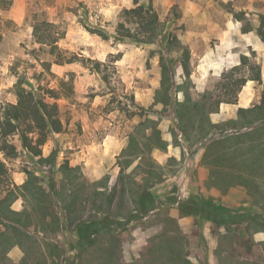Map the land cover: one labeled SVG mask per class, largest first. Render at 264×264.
I'll list each match as a JSON object with an SVG mask.
<instances>
[{"label": "rangeland", "instance_id": "1", "mask_svg": "<svg viewBox=\"0 0 264 264\" xmlns=\"http://www.w3.org/2000/svg\"><path fill=\"white\" fill-rule=\"evenodd\" d=\"M137 6L152 9L159 18L162 33L155 43H140L138 37L120 38L117 33L126 31V27H120L124 24L123 10ZM43 21L55 25L60 34L57 45L72 63L52 64L49 71L41 68L40 61L54 60L47 55V48L38 51L40 46L32 36L34 23ZM226 26L230 31L225 38H214ZM180 48L189 53L186 70L182 67L185 61ZM161 54L172 85L169 91L172 103L166 111H162L160 104L153 106L161 84ZM18 76L57 92L60 125L58 132L41 148L43 158L55 154L50 163L33 158L16 140L17 157L4 158L0 153L5 165L4 172L0 173V199L13 185H22L27 180L26 172H30L47 192L55 185L60 201L51 196L49 212L52 215L45 217L48 232L34 234L33 225L42 223L43 210L37 204L31 211L38 200H25L16 192V198L9 202L10 209L31 214L29 231L35 242L31 247H24L26 253L19 247L11 248L7 264H177L178 255L190 264H254L245 260L249 253L243 245L250 232L262 227L253 222L245 229L247 216L242 215L246 212L251 219L264 217V211L253 203L248 193L264 187V175L250 176L244 187L229 171L222 169L216 182L210 180V168L201 162L207 170L204 186L220 194L214 197L198 192L188 197L183 206H176L179 194L171 196L118 232L117 246L108 236L94 234L95 244L80 249L78 241L84 229L78 230V225L94 230L109 219L105 213H95L91 208L92 201L103 209L108 207L102 196L93 194L94 184L102 191L107 187L113 212L119 210L127 216L133 209L129 195L120 207L122 180L115 172L119 159L114 163L111 143H121L144 116L157 121V126L163 122L171 130L175 124L173 100L183 101L185 93L194 100L206 92L213 99L233 100V104L223 107V114L220 109L225 103L219 105L218 112L209 115L212 124L235 119L238 106L259 105L264 91V0H0V109L15 102L13 86ZM242 81L246 82L240 86ZM213 114V119L218 121L219 116L220 121L213 123L210 118ZM250 128L214 129L192 145L200 144L198 147L205 150L209 141ZM190 147L185 149L186 156L194 152ZM79 155L88 157L89 161L80 162ZM70 159L80 164L72 173H67L76 177L71 181L60 170L64 162L70 167ZM168 165L167 178L178 166L172 160ZM83 168L87 173L103 174L94 179L85 176ZM64 203L74 206L71 215L63 210ZM208 208L217 212L224 209L231 218L224 215L222 220ZM183 216L188 221L181 227L176 218ZM215 219L227 223L230 232L242 231L241 248L228 249L232 245L229 238L213 248L214 239L207 238L208 230L213 235L223 227ZM163 232H167V239L159 238ZM230 232L228 235L232 236ZM14 248L23 254L21 259L10 253Z\"/></svg>", "mask_w": 264, "mask_h": 264}, {"label": "trees", "instance_id": "2", "mask_svg": "<svg viewBox=\"0 0 264 264\" xmlns=\"http://www.w3.org/2000/svg\"><path fill=\"white\" fill-rule=\"evenodd\" d=\"M122 18L124 24H121L120 27H126V31L125 33L120 30L117 31L118 35L121 36L120 38L138 37L140 43L152 44L156 42L162 33V25L157 14L145 6L123 10ZM126 23H128L127 26ZM32 28L34 43L40 46L38 51L47 48V55L54 58L52 62L40 61L39 64L43 70L49 71L52 64L62 65L73 62L72 59L66 58L62 50L59 49L57 43L60 39V34L56 31V27L52 22H36ZM92 33H95V31H92ZM167 37L169 39V36ZM166 49L168 52L170 51L167 44ZM180 49L183 61H185L184 64L182 62V67L186 70L189 53L185 48ZM159 58L161 84L160 88L156 90L153 106L160 104L162 111H166L172 103V98L169 95L172 85L170 76H168L170 71L166 65V60L162 54ZM96 70L99 72L98 66ZM187 74L188 72L186 71ZM102 79L107 81L104 75H102ZM257 80L259 81V79ZM245 82L242 81L240 86H243ZM13 89L15 102L7 103L0 109V153L4 158L17 157L16 140L20 143L21 149L33 158H38L39 162H52L55 154L52 153L49 157L43 158L41 148L53 133L58 132L60 125L58 118L59 109L56 102L58 100L57 92L53 89H45L40 84L31 83L21 76L17 77ZM222 103L233 104L234 102L232 99H213L208 92L202 94L199 99L194 100L185 93L183 101L173 100L174 116L177 121L176 128L187 143L192 145L193 141L206 138L214 129L221 127H252L243 133L209 141L201 160L202 164L210 168V180L217 182L220 179V174L223 173L221 172L223 171L222 169H224L229 171L245 187L247 182L250 181V176H259L261 178L264 175V91L262 92L259 105L251 108H238L235 119H228L220 124H212L209 115L218 112L219 105ZM255 124L258 125L253 127ZM128 138V146L122 151L120 160H118L119 177L122 180L119 203L120 207H122V202L129 195V201L133 204V209L127 216L123 215L119 210L116 213L113 212L110 207L112 201L107 193V187L102 191L96 188L97 185L94 184L93 194L102 196V199L105 200V206L108 205V207L106 206L107 208L103 209L92 201L91 208L95 213H105L109 216V219H105L101 226L94 227V230L88 226H81V223L78 225V230L84 229V233L78 241L80 249L95 244V236L100 234L108 236L112 242H116L115 245L117 246L115 235L120 231H124L129 222L145 216L152 208L153 197L147 192V189L153 184L163 181L162 176L165 174L152 162L148 155L154 149L164 150L166 142L161 138V132L157 128V121L150 119L148 116L142 118V121L133 128ZM138 157L141 160L140 163L130 173H127L128 167ZM143 161L144 163H142ZM4 170L5 165L0 160V173L4 172ZM60 170L70 181L76 179V177L67 175V173H72L76 170V168L69 167L67 162L60 166ZM246 172L255 174H247ZM172 173L174 171H171ZM139 174H144L140 178V182L137 181ZM26 175L27 180L22 185H13L12 189L8 190L6 195L0 199V225L3 226V231L0 232V264H7L5 262L8 261L7 253L11 248L19 247L23 253H26L24 247L26 245L31 247L35 242L29 231L32 225L31 214L10 209L9 202L16 198V192H19V195L25 200L27 198L29 200H38L36 205L31 207V211L35 210L37 204L43 210L44 218L42 223L33 225L34 234L40 232L45 235L48 232V223L45 221V217H51L52 215L49 212L50 202L52 201L51 196L56 197L60 201V193L55 188V185H51L47 192L38 184L39 179L33 173L26 172ZM260 188L257 187L254 192L249 190L248 193L253 198V203L264 211V187ZM73 207L71 204H63V210L68 215H71ZM208 209L218 214L222 220L225 219L224 215L229 217L228 212L224 211V209L219 212L212 208ZM94 234L96 235L94 236ZM159 238L167 239V232L159 234ZM175 263L190 264L185 257H179V255Z\"/></svg>", "mask_w": 264, "mask_h": 264}, {"label": "crops", "instance_id": "3", "mask_svg": "<svg viewBox=\"0 0 264 264\" xmlns=\"http://www.w3.org/2000/svg\"><path fill=\"white\" fill-rule=\"evenodd\" d=\"M230 27L226 26L224 28L220 29V34L215 36L214 38L221 39L225 38V35L227 32H229ZM217 27H214V30L216 31ZM242 36L246 34H240ZM219 44L220 40H219ZM221 47V45H220ZM229 106L228 104H222L221 106V113L223 114V107ZM162 107V106H161ZM238 106L237 108H239ZM240 108H245V107H240ZM174 112V111H173ZM214 114L211 115V121L213 123H217L219 120L218 116V121L213 119ZM231 118V117H230ZM175 124L171 130H169V126L165 125L164 127L163 122L160 123V126L158 125L157 128L161 132V138L164 142H166V148L164 150H158L154 149L150 153V158H152V162L161 169V171L165 174L166 173V168L169 167L168 163L169 161L172 160L174 164L176 163V168L173 170L174 173H170V176L163 175L162 178L164 179L158 184H153L151 187L147 189V192L150 193V195L153 197V204L151 210L156 207L160 206V202L166 201V199L170 198L171 196L175 194H179L180 197L178 198V203H176V206H183L186 204V200L188 197H191L198 192L202 194H207V196H213L216 197L218 194H220L217 190L215 189H209L207 190L206 187L204 186L206 180H207V170L200 165L202 156L204 153V147L201 148L198 147L200 144H196L195 146H191L187 143V141L184 140V137L182 134H180L176 128L177 121L175 119ZM132 132V130H131ZM130 132V133H131ZM125 136L124 140L121 141V143L116 142V140H113L111 143V147L113 149V157H114V163L115 160L119 159L121 153L126 147L128 146L129 142V135ZM181 137L183 139L180 140ZM190 147V149H194V152L190 153V155L186 156L185 149L187 147ZM78 160L81 161H89L88 157L86 156H80ZM76 159H70V167L75 168L76 166L80 165L78 164ZM140 158L134 159L133 163L128 167L126 170L127 173H130L139 163H140ZM144 163V162H142ZM84 164V163H83ZM86 165V164H84ZM132 166V167H131ZM88 169V168H87ZM89 170V169H88ZM117 170L115 171L116 174L120 172V168L117 166ZM91 171V170H89ZM94 172V171H92ZM83 173L85 176H90L94 179H98L102 176L100 175H95L91 172H88L83 168ZM117 174V176H118ZM139 175H144V174H139ZM116 176V177H117ZM137 181L140 182V178H137ZM224 205V202L222 203ZM247 216V220H244V225L245 229H247L249 225H251L253 222L256 225H260L262 228L254 230L249 233L247 236V241L244 242V245H246V250L249 253V257L245 260L252 262L254 264H262L264 262V217H253L252 219L249 218L248 213L245 212L242 216ZM241 216V215H240ZM177 219V220H176ZM175 220L177 221V224L181 227H183L188 219L183 216L182 218H176ZM242 219V218H241ZM217 220V219H215ZM219 226H223L222 228H218L216 232L212 235L211 234V229L208 230L210 234L207 235V238H211L212 241L214 239V247L215 248L219 243L224 244L225 238L230 239V244L227 248L230 250H236L237 248H241L242 246V241H241V230L238 231H231L230 228L227 227V223L216 221ZM232 222L235 224V221L232 220ZM229 232L234 235L235 240H231V237ZM232 241V243H231ZM238 242V245H237ZM12 255H14V258L21 259L23 254L18 250V248H14L10 252ZM243 258V257H242Z\"/></svg>", "mask_w": 264, "mask_h": 264}]
</instances>
